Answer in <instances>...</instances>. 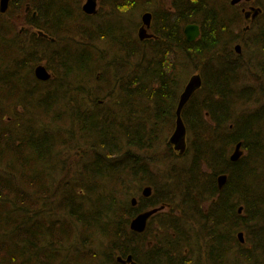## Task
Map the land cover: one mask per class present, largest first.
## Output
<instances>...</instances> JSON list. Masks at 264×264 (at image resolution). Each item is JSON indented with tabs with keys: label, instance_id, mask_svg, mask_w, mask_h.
<instances>
[{
	"label": "trees",
	"instance_id": "trees-1",
	"mask_svg": "<svg viewBox=\"0 0 264 264\" xmlns=\"http://www.w3.org/2000/svg\"><path fill=\"white\" fill-rule=\"evenodd\" d=\"M75 2L30 5L43 10L29 17L30 27L62 45L46 56L33 43L32 54L40 51L55 75L48 87L16 84L18 73L29 74L22 62L10 64L15 25L0 21V264H121L116 258L129 255L138 264H194L192 256L201 264H264V103L256 98L264 94V26L258 38L240 37L228 1H219L222 8L214 0H173L180 5L172 16L152 14L157 39L140 42L134 21L123 20L137 0H107L103 18L111 19L91 30ZM189 23L201 31L193 44L182 33ZM240 40L244 53L236 55ZM194 71L202 85L182 110L187 136L179 156L166 138ZM242 72L263 82L243 85ZM238 143L247 156L231 162ZM161 146L190 159L162 189L144 155ZM68 151L73 161L60 164ZM59 172L66 176L56 186ZM140 185L152 189L149 198L136 194ZM158 207L168 210L158 219L161 240L147 242L162 211L142 234L129 224Z\"/></svg>",
	"mask_w": 264,
	"mask_h": 264
},
{
	"label": "rangeland",
	"instance_id": "rangeland-1",
	"mask_svg": "<svg viewBox=\"0 0 264 264\" xmlns=\"http://www.w3.org/2000/svg\"><path fill=\"white\" fill-rule=\"evenodd\" d=\"M85 1L86 0H76V2L74 3V5L77 6V9L79 8V10L81 11L82 14H83V12H82L81 8H82L83 4L85 3ZM137 1L139 2V5L141 6V8H139L138 10H136L134 13L128 14L123 19L124 21L126 19H128L130 21H134L132 23L134 24L133 27L135 28L134 29L135 30V33H136L137 29L140 27L141 16L143 15V13L149 12L151 14H156L159 11V9L169 7L170 3L173 0H137ZM217 1L214 0L215 4L217 6H220V7L224 8L223 5L221 3H219V1H222V0H217ZM230 1L231 0H226V2H227L226 9L231 12L230 14H235L234 13L235 10L233 9L232 6L229 5V2ZM108 8L109 7L107 6V0H98V11H97V14L96 15H93V16L86 15L88 17L86 18V20L82 21V27L83 26H86L84 28L91 30L92 28H98L102 24V22H105V20L111 19V17L103 18L106 15V13L108 12ZM37 12H38L39 15H42L43 14V10L42 9L41 10H38ZM18 13H23V9H21L20 11H18ZM14 18L15 17L11 16V14H10V15H7V17L1 19L0 21L1 22H7V23L10 22V21H12V23H14L16 25L15 28L17 29V31L19 29H22V28H25V29H28V30H31L32 29L30 27V25H29V23H30L28 21L29 19H26L25 16H22L21 19H17V20H15ZM242 23H241V19H238L237 18V23H236V25L234 27L235 28V33H236V31H238L237 33H240L241 34L240 37H244L245 35H247L248 37H251V38L252 37L258 38L259 37V34H260V31H261L260 27L262 25H264V15H263V18L259 21V23L261 24V26H259V25L254 26V27L250 26V29H248V31H246V32H244V29H245V26H247V25H245L244 23L242 24ZM76 25L78 27H80L79 24H76ZM93 32L95 34L98 31H97V29H93ZM20 37H21V35H17V33H16V37L14 38V40L17 43H19L20 41H17L16 39H20ZM16 42L12 45V51H14L16 49V54H15L16 57H15V59L18 60V61H20V62H22L21 60H25V58H24V55H22V52H20L19 50H17V48L19 47V45ZM241 42H243V40H241ZM40 45L41 44H39V46ZM61 46L62 45H59V44L56 45L54 43V45L47 44V46L44 47V48L48 52H50L51 54H53L55 52L58 53L60 51V49H61ZM96 46H97V48L95 47L93 49V51L101 52L102 48L100 47V45H96ZM233 49H234V47H233ZM248 53L252 56V54L254 53V50H251L250 52H245L246 59H247V54ZM47 54L45 53L46 56H47ZM258 55H259V53H258ZM40 56H41L40 51H38V53H37L36 56H34L33 54L30 55L31 60L38 59V61H40ZM42 60H44L46 62L45 57H43ZM247 62H248V59H247V61L245 63H247ZM193 74H199V72H196V71L192 72L186 78V83H187V81L190 79V77ZM241 76H242V84L243 85L253 86V84L254 85L255 84L258 85L259 83L263 82V81H256L255 79H252L251 77H248L244 72H242V75ZM201 79H202V77H201ZM240 87L241 86L239 85L238 88H240ZM256 98H259L258 106L263 105V103H264V94H262L261 98H260V96L256 95ZM258 106H253L252 105V106L249 107V109L250 110H253V109H255ZM246 111H249V110L246 108ZM171 135L172 134H169L167 136L166 141L169 140V138H170ZM186 136H187V133H186ZM235 146H234L233 149L230 150V152L228 154L229 155L228 156L229 157V160H230L231 155L234 153ZM171 148H172V150H171L172 152H174L175 154H178L176 151L173 150V147L172 146H171ZM240 152H241V155L239 157V160L240 159H243V158H245L247 156L246 152L242 149V146L240 148ZM74 153H75L74 151H68L66 153L61 154L60 157L62 158V160H61L60 164L66 163L67 165H69L73 161ZM69 154H71V155H69ZM144 155L147 156V161L150 162V172L152 173V178L156 182L158 188H160V189H162V188L165 187V183H166L165 179L166 178H172L173 177V178L177 179V177L181 176V174L184 172V169L187 167V165H188V163L190 161V159L187 158V157L185 159H181V158H179L177 156L176 157H171V155L169 154V151L166 149L165 146H161L160 148H158V150L155 153L153 152V153L148 154V155H147V153L146 154L144 153ZM66 159H68L69 161L67 162ZM239 160H237V161H239ZM263 174H264V172H263ZM65 176H66L65 175V172L62 173V175L60 174V172L57 173L56 179L58 180V182H56L55 185L57 186V184L60 181H62L63 179H65ZM263 179H264V175H263ZM217 183H218V181H217ZM258 184L262 185L261 187H259V190L258 191L264 194V182H262V181L260 182L259 181ZM146 186L147 185H144V186L143 185H140V188L138 190H137V187H135L136 190H137L136 191V194L142 196V191H143L142 189H144ZM151 195H152V189H151ZM167 212H168L167 209H163L162 210V213L159 215V217H157L156 221L153 223V225L151 226V228L149 230L147 242L148 241L151 242V241H154V240H161V235H162L161 233H162V231L160 229V226H159V223H158V219L159 220H162V219L164 220V217L167 215ZM188 252H189V250L187 251V253ZM193 257L194 256H192L191 259H193V263L194 264H195V261L198 262V264H201L200 263L201 258L200 259L199 258L197 259L196 257L195 258H193Z\"/></svg>",
	"mask_w": 264,
	"mask_h": 264
},
{
	"label": "water",
	"instance_id": "water-1",
	"mask_svg": "<svg viewBox=\"0 0 264 264\" xmlns=\"http://www.w3.org/2000/svg\"><path fill=\"white\" fill-rule=\"evenodd\" d=\"M10 0H0V11L4 13L7 9L8 2ZM240 0H236L233 2V4L239 2ZM249 1V0H246ZM98 0H86L83 4L81 10L85 15L93 16L97 14L96 6H97ZM151 20V14L145 13L142 18V24H145L147 26L150 25ZM198 27L194 25L187 26L185 28V33L187 36L188 41H194L195 37L198 36ZM192 33V34H191ZM143 30L140 28L138 37L140 40H143ZM148 37V36H147ZM150 38V37H149ZM239 47L235 48V51L237 54L239 53ZM35 73L37 77L43 81L48 80L49 74L46 72V70L43 67H38L35 70ZM202 85V79L200 74H193L190 79L187 81L186 85L184 86L183 91L181 92L178 100V104L176 107L175 115V128L168 140V144L173 147V150L178 153L179 156H182L186 150V127L183 123L181 112L184 108V106L187 104V102L191 99V97L194 95L196 91L200 89ZM241 143L236 144L234 153L231 155L230 160L232 162H236L239 160V157L241 155L240 152ZM226 176L222 175L218 177V187L219 189H222L226 182ZM151 195V188L145 187L142 191V197L148 198ZM132 206H135L137 203V200L135 198L132 199ZM164 207L159 208H153L146 211H143L139 214H137L129 224V229L137 234H142L146 230L147 224L152 216H154L156 213L162 211ZM242 209H239V212H241ZM238 239L240 243H244V235L242 233L238 234ZM117 262L121 264H137L131 255L127 256L125 259H122L121 257H117Z\"/></svg>",
	"mask_w": 264,
	"mask_h": 264
},
{
	"label": "flooded vegetation",
	"instance_id": "flooded-vegetation-1",
	"mask_svg": "<svg viewBox=\"0 0 264 264\" xmlns=\"http://www.w3.org/2000/svg\"><path fill=\"white\" fill-rule=\"evenodd\" d=\"M21 1L22 0H10L9 9H8L7 13L11 10L12 6L14 5V11L10 14H11V16L15 17L14 18L15 20L21 19L22 16H25L26 19H29V17H31V19H35L37 16V12L33 11V8L30 5H31V3L41 2L43 0H26L27 4H25V5L21 4ZM229 4H230V6L233 7L234 10L239 9L241 12H247L248 11L251 16H253V15L255 16L254 13L257 12L256 13L257 16H255L254 19L249 20V22L252 23V22L256 21V23L258 25H261L259 23V21L263 18L262 16L264 15V0L242 1V2H239L235 5H232V2H230ZM21 9H23V13H18V11H20ZM7 13H6V15H7ZM248 29H250V25L245 26L244 32L248 31ZM16 33H17V35H21L20 39H16L17 41H20L19 43L16 42L19 45L17 50L22 52V55H24V58H25V60L22 61V63H23L22 68L23 69L27 68V70L30 71L29 76H31L34 73V70L38 66H43L51 74L52 71L49 69V66L47 65V63L44 60L34 62L31 60V57H30V55L33 53V43L37 42V45L42 44L43 46H47V44L53 42V40L50 38V36L48 34H46L45 32H43L42 30L34 29V28H32L31 30L22 28V29H19L18 31L16 28H14V30H12V32H11L12 38L16 37ZM234 52L236 55H242L244 53L243 49H240L239 53L237 54V52L235 51V47H234ZM38 84L48 87L50 84V81L38 82ZM151 218H150V220H151ZM150 220H149V222H150Z\"/></svg>",
	"mask_w": 264,
	"mask_h": 264
},
{
	"label": "bare ground",
	"instance_id": "bare-ground-1",
	"mask_svg": "<svg viewBox=\"0 0 264 264\" xmlns=\"http://www.w3.org/2000/svg\"><path fill=\"white\" fill-rule=\"evenodd\" d=\"M203 1H205V0H203ZM234 1H236V0H231L230 2H232V5H235V4H237V3H239V2H242V1H246V0H240L239 2H237V3H235V4H233V2ZM250 1V0H249ZM10 2V1H9ZM9 2H8V6H7V9H6V11L4 12V13H2L1 11H0V15H2V16H4V17H7V15H6V13H7V11H8V9H9ZM27 1L26 0H22L21 1V4H27L26 3ZM229 2V3H230ZM180 4H177V3H170V5H169V7H167V8H162V9H159V11L157 12V15L159 16V17H161L162 15H163V13L165 12V11H168L167 13H169L171 16H172V14L171 13H173L174 11H175V9H177V7L179 6ZM230 5V4H229ZM29 6V5H28ZM203 7L205 8V7H209V4H204L203 5ZM139 8H141V6H139ZM139 8H137L136 10H138ZM96 10L98 11V2H97V6H96ZM135 10V11H136ZM134 11V12H135ZM133 12V13H134ZM171 12V13H170ZM147 13H149V12H147ZM234 16H236L238 19H241V23L243 22L245 25H250V26H252V27H254V26H257L258 24L256 23V21L255 22H252V23H250L249 22V20H251V19H254V17L255 16H257V12H255L254 14H255V16L253 15V16H251L250 14H249V12L247 11V12H241L239 9L238 10H235L234 11ZM145 13H143V15H144ZM149 14H151V13H149ZM142 15V16H143ZM142 16H141V18H142ZM263 17V16H262ZM242 23V24H243ZM152 25H153V16H152V14H151V20H150V25L149 26H147V25H145V24H142V21H141V23H140V27L137 29V31H136V33H135V30H134V33L136 34V37H137V39L140 41V42H144V41H148V40H156L157 39V34L155 33V32H153V28H152ZM190 25H194V26H197L198 27V30H199V32H198V36H196L195 37V39H194V41L192 40L191 42L190 41H188V39H187V36H186V33H185V28L187 27V26H190ZM53 26V28H55V25H52L51 24V27ZM259 26H261V25H259ZM263 26L264 25H262L261 27H260V29H262L263 28ZM140 28H142V30H143V32H144V34H143V40H140L139 39V37H138V34H139V30H140ZM48 29H50V26L48 27ZM44 32V31H43ZM238 32V31H237ZM46 33V32H45ZM182 33H183V36H184V38H185V40H186V42L187 43H189V44H193V43H195L196 41H198L199 39H200V34H201V31H200V27H199V25L198 24H195V23H189V24H187V25H185V27H184V29L182 30ZM192 34V33H191ZM49 35V34H48ZM50 36V35H49ZM148 36V37H147ZM150 37V38H149ZM243 43V44H242ZM245 45V42H241V40H240V43H238V44H236L234 47H239V49H243L242 48V46H244ZM41 48V50L44 52V53H49L44 47H40ZM9 61H10V64H13L14 63V61H15V56L14 55H12V57H10L9 58ZM38 67H43V66H38ZM38 67H36V69L38 68ZM44 68V67H43ZM35 69V70H36ZM45 69V68H44ZM35 70H34V73L31 75V76H26V75H24V74H21V73H18V75H16V84L19 86V87H22V88H26V89H28V88H30V86L31 85H34V84H37L38 82H46V81H52L53 79H54V77H55V75H54V73L52 72L51 74L46 70V72L49 74V78H48V80H45V81H43V80H41V79H39L38 77H37V75H36V73H35ZM27 72H28V74L30 73V71L29 70H27ZM201 76V75H200ZM179 100V99H178ZM189 102V101H188ZM187 102V103H188ZM177 104H178V102H177ZM186 106V105H185ZM184 106V107H185ZM184 109V108H183ZM181 114H182V112H181ZM175 119H176V115H175ZM141 213V212H140ZM139 214V213H138ZM117 259V258H116ZM138 264V263H137Z\"/></svg>",
	"mask_w": 264,
	"mask_h": 264
}]
</instances>
